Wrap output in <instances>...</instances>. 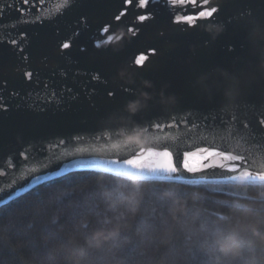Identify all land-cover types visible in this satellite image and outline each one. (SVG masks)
Segmentation results:
<instances>
[{
	"label": "snow or ice",
	"instance_id": "obj_1",
	"mask_svg": "<svg viewBox=\"0 0 264 264\" xmlns=\"http://www.w3.org/2000/svg\"><path fill=\"white\" fill-rule=\"evenodd\" d=\"M82 2L83 0H65L64 11L67 12ZM150 2L151 0H119L117 12L113 14L114 19L106 22L99 30L95 48L113 51L130 42L133 37H138L144 22L154 19L155 14L134 10L145 9ZM21 3L29 6L18 9L23 23H43L47 19L42 15V9L39 7L45 3V0H21ZM164 4L169 9L171 24L181 27L183 31L204 30L210 38L222 34L233 20L243 21V27L249 39L258 44L261 52L264 53V0H261V11L256 16H253L249 10L238 17H229L226 20L221 19L224 0H164ZM6 7L12 8L13 5L7 4ZM33 9L36 10V14L34 19L29 21L27 17ZM130 10L134 11L135 22L132 26H124V31L117 33L121 25L116 22L121 21ZM2 15L3 8L0 7V16ZM158 35L164 37L165 33L161 31ZM10 43L16 45L17 40L11 39ZM208 43H211V39ZM69 47L68 42L63 43L59 54L63 55V49H69ZM19 50L23 52V46ZM80 51L84 52L85 49L81 48ZM145 52L157 55L160 49L151 47ZM145 52L138 57H133L131 65L133 72L141 76L145 61L148 60ZM23 59L27 60L28 57L24 56ZM44 60H47V57ZM45 67L48 65L45 64ZM56 75L57 72L53 70L51 76ZM60 75L64 79L68 78L66 72L61 71ZM24 76L28 81H33L34 72L24 71ZM126 78V76L120 77L119 83L106 91L109 107L103 115L97 116L96 130L87 137L82 134L65 138L57 137L39 145H33L35 152L32 150L20 152L19 155L25 161H30V164L19 176L9 171L15 167L11 159L0 165V177L12 175L10 181L0 184V194H5L6 189L11 188L25 175H30L38 169H46L54 162L65 158H73L72 164L79 168L99 169L96 172L84 173L80 176L79 182L65 178L62 181L43 185L42 189H37L32 194V199L29 201H13L9 204L0 196V258L12 254L11 248L4 240L5 220L7 224L18 223L23 240L30 243L34 250L39 249L40 242L35 233L48 232L49 224L28 218L21 219L13 214V210L23 208L30 211L35 207L33 201L43 207L44 201L41 197L46 189L56 190L54 209L57 213L70 202H77V207L73 208L69 215L63 218L59 214L52 215L50 217L52 225H59L62 220L67 221L69 216L75 217L79 214L77 212L79 208L87 211L89 208H98L103 203L106 209L103 215L108 217L104 219L106 223H110L113 219L126 221L125 213L127 212L143 225L145 233H149L151 221L146 217L138 216V210L151 201V219L154 220L157 216V208L163 206V201L160 197L161 185L153 184L151 193H144L140 191L145 186L144 182L163 179L182 180L184 173H207L212 170L214 175L222 176L223 179L184 180L185 185H205L204 188L192 190L196 194L195 205L198 206V210L194 215L192 227L184 237L188 264H215L210 253L203 249L200 237L201 234L208 233L214 238L218 230L216 221H225L226 213L230 209L247 211L245 205L254 199L253 196H249L247 201L242 203L232 199L233 197H239L246 191H255L259 196L258 202L262 205L259 211L264 212V119L259 120V128L254 132L237 114L240 108V97L256 82L253 72L243 67L231 72L224 71L219 75L214 71H208L199 76L191 91L194 95L203 97L216 105L212 109L216 115L210 113L211 119L209 116H196V119H192L195 112L179 109V97L169 91L166 85L160 86L155 81H144L137 86L135 77L132 83H124ZM91 79L100 82L101 78L97 74L92 75ZM261 81H264V65L261 68ZM34 83L37 85L42 83L45 93L41 100L42 106L37 105L39 112L47 111L53 104L57 110L67 111L73 102L79 100V93L75 92L71 86L65 84L57 92L54 87L56 81L42 80L39 71H35ZM93 94L94 91L86 92L90 107L99 113L100 110L92 102ZM62 104H66V107H61ZM230 110L232 116L231 119H227L225 117ZM7 111V107L0 104V116L5 115ZM181 111H184L183 115L180 114ZM260 115L264 116V112ZM166 128L180 129V132L168 135L165 133ZM152 129L156 131L153 132ZM85 144H87L86 147L83 146ZM97 144L101 146L98 148ZM98 152L108 153L116 158L108 160L106 164L95 159L78 158L85 153ZM104 173H110V175L104 176ZM89 177H99L111 183H95L79 188V185L86 183ZM37 179L47 180L48 177H37ZM119 184L125 185L126 190L117 187ZM78 188L79 191H77ZM219 194H225L228 199H214ZM11 199L9 196L8 200ZM209 206H215L225 214L220 215L219 211L209 212ZM145 211L147 212L148 209L145 208ZM160 215L163 216L162 211ZM26 220L31 222L25 224ZM80 226L87 230L89 223L84 222ZM8 236L9 239L12 238L11 233ZM243 247L248 249L249 245L244 244ZM115 248L118 252L123 249L124 254H135L137 246L131 242L127 246L117 243ZM230 251V246L225 247V255ZM169 253L171 257H175V246L169 249ZM49 264H54V261L50 260ZM101 264L104 262L101 261Z\"/></svg>",
	"mask_w": 264,
	"mask_h": 264
},
{
	"label": "water",
	"instance_id": "obj_2",
	"mask_svg": "<svg viewBox=\"0 0 264 264\" xmlns=\"http://www.w3.org/2000/svg\"><path fill=\"white\" fill-rule=\"evenodd\" d=\"M260 3L261 0H224L221 19L238 17L249 10L256 16L261 11ZM7 4H12L13 7L8 8ZM118 4L119 0H83L65 12V0H45L39 7L47 19L43 23L25 24L18 9L28 8V5H23L21 0H0V7L3 8V15L0 16V104L8 109L5 115L0 116V165L11 159L15 167L9 170L10 173L19 176L30 164L19 153L26 150L35 152L33 145L76 134L87 137L94 132L97 116L103 115L109 107L106 91L116 86L123 76L127 77L124 83H132L135 77L137 86L144 81L166 85L169 91L179 97V109L195 112L192 119H196V116H209L211 119V115H216L212 111L216 105L192 93L196 80L208 71L219 75L224 71L231 72L246 67L255 74L256 82L240 97L237 114L254 132L259 128V120L264 119L260 115L264 112V81H261L264 53L258 44L249 39L243 21L233 20L222 34L210 38L204 30L183 31L181 27L171 24L170 12L164 0H151L147 8L134 10L155 14L154 19L144 22L138 37H133L130 42L113 51L98 50L95 43L99 30L106 22L114 19L113 14L117 12ZM134 11H128L121 21L116 22L121 25L117 33L124 31V26H132L135 22ZM35 14L36 10L33 9L27 19L33 20ZM161 31L165 33L164 37L158 35ZM11 39L17 40V44L12 45ZM210 39L211 43H208ZM65 42L70 47L63 49L64 54L61 55L59 49ZM21 46L24 48L23 52L19 50ZM151 47L160 49L159 54L145 52ZM81 48L85 51L81 52ZM142 52L148 55V60L145 61L141 76L133 72L131 65L133 57H138ZM24 56L28 59L24 60ZM45 57L47 60H44ZM53 70L57 72L55 77L51 76ZM24 71L34 72L33 81L26 79ZM35 71L40 72L42 80H55L57 92L65 84L71 86L79 93L78 102H73L67 111H59L53 104L47 111L39 112L37 105H41L45 93L42 83H34ZM61 71L67 73V79L60 75ZM97 74L101 78L100 82L91 79L92 75ZM93 91L92 102L100 110L99 113L90 107L86 96V92ZM61 107H66V104ZM180 114L183 115L184 111ZM231 116L230 110L225 118L231 119ZM179 132L180 129H165L168 135ZM83 146L86 147L87 144ZM100 146L96 145L98 148ZM78 158L95 159L106 164L116 157L98 152L85 153ZM72 159L70 157L56 161L46 169H38L25 175L0 196L9 201V196L15 197L44 181L37 177L47 176L51 179L88 169L74 166ZM200 178L223 179L209 170L207 173H184L182 180ZM11 179V174L0 177V184Z\"/></svg>",
	"mask_w": 264,
	"mask_h": 264
},
{
	"label": "clouds",
	"instance_id": "obj_3",
	"mask_svg": "<svg viewBox=\"0 0 264 264\" xmlns=\"http://www.w3.org/2000/svg\"><path fill=\"white\" fill-rule=\"evenodd\" d=\"M95 183L111 182L98 179ZM117 187L126 190L123 184ZM160 187L163 206L158 209L163 212V216L159 214L154 220L151 219V201L137 213L151 221L149 233H145L143 225L127 212L126 221L113 219L106 223L102 219L90 223L87 230L80 226L84 219L89 218L86 210L79 216H69L67 221L62 220L59 225H52L50 217L56 204V190L46 189L41 197L43 207L33 201L35 207L30 211L23 208L13 210V214L21 219L49 224L48 232L35 233L40 242L39 249L34 250L30 243L23 240L18 223L7 224L5 220L4 240L12 254L0 260L2 264H49L50 260L54 264H101V261L104 264H188L184 237L192 227L198 210L195 205L196 194L176 186ZM140 191L151 193L152 189L144 186ZM253 197L245 205L247 211L230 209L225 221L215 222L218 230L214 238L208 233L201 234L202 247L210 253L215 264H264V212L259 211L262 207L258 202L259 196ZM66 207L71 212L77 204L69 203ZM125 236L128 238L125 239ZM130 242L137 246L135 254H124L123 249L118 252L115 248L117 243L127 246ZM244 244L249 245V248L245 249ZM173 246L176 248L174 258L169 253ZM228 246L231 251L225 255L224 249Z\"/></svg>",
	"mask_w": 264,
	"mask_h": 264
},
{
	"label": "trees",
	"instance_id": "obj_4",
	"mask_svg": "<svg viewBox=\"0 0 264 264\" xmlns=\"http://www.w3.org/2000/svg\"><path fill=\"white\" fill-rule=\"evenodd\" d=\"M99 171V169H91L88 168L87 170H78L76 172H70L67 173L66 175H61L55 178H51V179H47L44 180L41 183H37L35 185H33L32 188L23 191L22 194H19L15 197H12L11 200L8 201L9 204H11L13 201H29L32 199V194L35 193L37 191V189H42L43 185H47V184H51L55 181H62L65 180V178H70L73 180H76L77 182H79L80 180V176L83 175L84 173H89V172H96ZM104 176L110 175V173H104ZM99 179V177H89L86 181V183L84 184H80L79 188H85L86 186H91L94 185L95 182ZM145 186L152 188L153 184H159V185H163V186H176L182 189H187V190H195L197 188H204L205 185H185L183 180H176V181H168L167 179H163V180H148L145 181ZM227 187V186H225ZM79 188L77 189V191H79ZM253 195H258L257 192L255 191H246L244 194H242L239 197H233L232 199L234 200H239L240 202H246L247 201V197L249 196H253ZM214 199L216 200H225L228 199V197L225 194H219L217 196L214 197ZM70 203L76 204V201H72ZM84 211V208H79L77 209V212L79 213L76 216H79L82 212ZM106 211L105 206L103 204H101L98 208H89V210H87V213L89 215L88 219H84L82 223L87 222V223H95L99 220L102 219H107L108 217L104 216L103 213ZM208 211L209 212H215V211H219L220 215H224L225 212L220 210L219 208L215 207V206H209L208 207ZM72 212V210H71ZM71 212H69V210L67 209V207H63L59 210V213H57V210L53 209L52 210V215H56L59 214L62 218L66 215H69ZM160 214L159 209L157 208V215ZM31 222L30 220H26L25 224Z\"/></svg>",
	"mask_w": 264,
	"mask_h": 264
}]
</instances>
